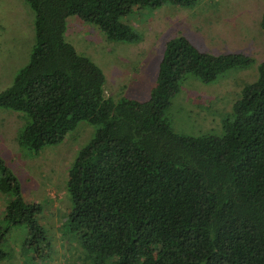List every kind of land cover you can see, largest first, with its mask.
<instances>
[{
  "label": "trees",
  "instance_id": "obj_1",
  "mask_svg": "<svg viewBox=\"0 0 264 264\" xmlns=\"http://www.w3.org/2000/svg\"><path fill=\"white\" fill-rule=\"evenodd\" d=\"M200 1L24 0L35 45L0 92V108L26 114L18 144L35 153L62 142L80 121L97 126L66 184V225L83 263L264 264V60L223 133L191 137L173 133L165 117L185 78L211 83L253 57L200 52L177 36L164 44L149 100H114L104 95L102 70L64 40L66 19L76 16L108 41L137 44L141 36L120 20L132 8L191 9ZM260 30L264 37V7ZM0 173V192L14 195L4 220L23 224L28 248L46 256L42 205L22 197L1 158Z\"/></svg>",
  "mask_w": 264,
  "mask_h": 264
},
{
  "label": "rangeland",
  "instance_id": "obj_2",
  "mask_svg": "<svg viewBox=\"0 0 264 264\" xmlns=\"http://www.w3.org/2000/svg\"><path fill=\"white\" fill-rule=\"evenodd\" d=\"M263 7L264 0H201L191 9L171 5L132 8L120 20L141 36L137 44L108 41L94 24L69 16L64 40L102 70L105 96L138 102L150 98L169 39L181 36L198 51L215 55H250L251 65L231 69L214 82L203 84L187 76L165 112L175 134L221 135L224 123L233 119L241 89L257 80L264 60ZM32 23L33 12L24 0H0V92L11 86L16 72L27 63L35 45ZM28 121L22 112L0 108V158L15 176L22 197L42 205L40 222L50 253L35 256L26 245V227L4 220L6 204L14 195L0 192V229H6L1 247L7 253L0 264H88L83 263L66 225L72 207L66 184L79 150L94 137L97 126L80 121L62 142L35 153L18 144Z\"/></svg>",
  "mask_w": 264,
  "mask_h": 264
}]
</instances>
